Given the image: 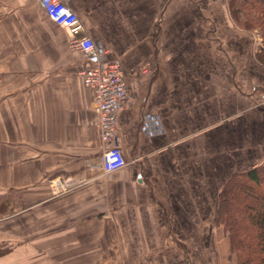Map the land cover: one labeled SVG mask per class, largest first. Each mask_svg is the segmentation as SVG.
Returning a JSON list of instances; mask_svg holds the SVG:
<instances>
[{"label": "crops", "instance_id": "0c3cea01", "mask_svg": "<svg viewBox=\"0 0 264 264\" xmlns=\"http://www.w3.org/2000/svg\"><path fill=\"white\" fill-rule=\"evenodd\" d=\"M128 103L126 165L101 174L92 94L67 31L0 0V264H236L219 193L264 162V66L225 0H61ZM54 174L87 183L50 199Z\"/></svg>", "mask_w": 264, "mask_h": 264}, {"label": "built area", "instance_id": "2783aa9c", "mask_svg": "<svg viewBox=\"0 0 264 264\" xmlns=\"http://www.w3.org/2000/svg\"><path fill=\"white\" fill-rule=\"evenodd\" d=\"M32 1L40 6L48 20L67 31L69 50L78 54L80 62L84 65L78 71V76L83 86L92 94L93 113L102 145L99 156L101 174H111L122 169L126 161L117 145V117L125 109L129 98L120 63L106 59L107 51L95 47L81 19L64 2ZM86 183L82 178L71 180L67 186L51 182L49 191L56 197Z\"/></svg>", "mask_w": 264, "mask_h": 264}, {"label": "trees", "instance_id": "16d2710c", "mask_svg": "<svg viewBox=\"0 0 264 264\" xmlns=\"http://www.w3.org/2000/svg\"><path fill=\"white\" fill-rule=\"evenodd\" d=\"M228 4L232 18L243 28L264 29V0H229ZM217 220L236 264H264V162L225 182Z\"/></svg>", "mask_w": 264, "mask_h": 264}, {"label": "rangeland", "instance_id": "374dc122", "mask_svg": "<svg viewBox=\"0 0 264 264\" xmlns=\"http://www.w3.org/2000/svg\"><path fill=\"white\" fill-rule=\"evenodd\" d=\"M228 1L229 0H225V2H226L225 5H226L227 13H228V15L230 17L231 25L235 28L236 31H238V32H240V33H242L244 35H247V36L252 38L253 45H255V47H256V53H255L256 60L258 61V63H260V64H262L264 66V36H262V34H264V29H259V28H257V29H254V28L253 29H245V28H243L238 22H236L232 18L231 14H230V8H229ZM260 59L262 61H260ZM71 180H73V179L62 178L60 174H57V175L54 174L53 177L51 176L48 179V182H47L48 193H49L50 199H55V198H58V197L62 196V195H59V196L54 197V196H52L50 194L49 185H50L51 182L57 183L58 185L62 184V185L67 186L70 183ZM76 189H78V188H76ZM76 189L72 188V189H70V191L68 193H70V192H72V191H74ZM218 224L222 227V225L219 222H218ZM222 229H223V227H222ZM223 231H224V229H223ZM224 235H225L226 240H228L225 231H224ZM228 243H229V240H228ZM229 251H230V245H229ZM230 256L233 257V255H231V253H230ZM233 258H234V260L236 262L235 257H233Z\"/></svg>", "mask_w": 264, "mask_h": 264}]
</instances>
